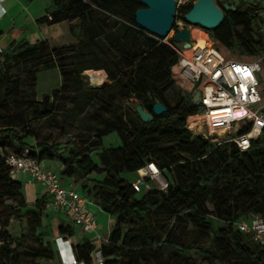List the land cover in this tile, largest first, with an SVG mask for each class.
<instances>
[{"label": "trees", "instance_id": "obj_1", "mask_svg": "<svg viewBox=\"0 0 264 264\" xmlns=\"http://www.w3.org/2000/svg\"><path fill=\"white\" fill-rule=\"evenodd\" d=\"M49 1L47 21H66L75 41L61 46H50L46 40L13 41L0 53V264H23L25 254L31 264L52 259L53 253L58 256L55 238L51 244L44 241L53 231L45 211L47 197L41 195L30 205L22 182L10 175L5 161L9 153L24 152L60 162L61 175L77 178L78 191L114 217L107 241L99 247L104 264H197L196 252L209 264H264V245L235 226L253 215L264 218V132L247 150H240L233 142L216 145L219 137L192 131L188 122L201 113L192 101L196 88L178 93L173 104L165 97L179 80V55L172 45L180 43L173 36L167 40L151 34L135 22L139 0ZM192 2L179 7L185 24ZM224 2L236 9H223L224 19L208 30L209 37L226 57L257 56L263 43L252 33L261 11L216 1L219 6ZM173 28L178 29L175 20ZM54 67L60 71L61 86L36 98L37 72ZM87 69H103L108 82L87 87L81 75ZM261 91L264 96V62ZM130 98L150 111L152 120L142 122L138 114L117 109V102ZM61 102L68 106L58 121ZM155 102L167 110L154 114ZM69 118L84 125L88 137L39 139L31 124L44 119L58 126ZM249 126L244 124L241 132ZM112 133L120 142L105 146L103 138ZM64 146L68 156L61 153ZM94 151L97 161L91 156ZM149 163L162 170L168 183L138 192L122 173L138 172ZM210 214L223 226L215 229ZM13 222L21 226L19 233L7 229ZM57 231L70 237L74 224L60 223ZM72 250L78 262L93 264L92 241L72 243Z\"/></svg>", "mask_w": 264, "mask_h": 264}, {"label": "built area", "instance_id": "obj_2", "mask_svg": "<svg viewBox=\"0 0 264 264\" xmlns=\"http://www.w3.org/2000/svg\"><path fill=\"white\" fill-rule=\"evenodd\" d=\"M2 1L0 0V15L5 12L1 6ZM227 1L233 3L240 1L251 7L264 8V0ZM172 47L179 55L178 78L190 87H195L200 93L199 117L205 128L204 132L199 133L219 137L215 141L216 145L233 142L240 150H247L251 141L264 132V96L261 91L264 44L260 53L250 59L226 57L209 36H206L202 47L197 44L194 37L189 48H183L181 43ZM194 117L191 118V122ZM246 123L250 124L249 129L241 132ZM5 161L10 167V175L14 178L22 179L24 174L27 182L42 186V195L47 197V205L51 209L65 213L74 225L84 231H96L98 226L96 216L84 207L89 198L82 195L76 187L66 186L62 182L63 175L60 172L46 167L44 160H39L26 152L9 153L5 155ZM137 173L138 177L132 182V186L138 192L142 190V184L144 189H148L152 186L165 188L168 183L162 170L154 163L147 164ZM235 226L239 231L249 234L254 242L264 245L262 216L253 215L239 220ZM106 241L107 238L104 239L99 234L92 241L94 244L92 255L96 264H104L99 247ZM65 242L69 240L61 236L56 237L59 257L60 246ZM69 260L70 264H78L72 253Z\"/></svg>", "mask_w": 264, "mask_h": 264}, {"label": "crops", "instance_id": "obj_3", "mask_svg": "<svg viewBox=\"0 0 264 264\" xmlns=\"http://www.w3.org/2000/svg\"><path fill=\"white\" fill-rule=\"evenodd\" d=\"M49 4V0H3L1 2V6L5 9V12L0 15V53L5 50L11 42H18L20 40H26L29 43H33L37 40H46L50 46H61L71 43V36L66 21L58 23H49L47 21L46 17L49 16ZM258 8L261 11V20H259L257 24L264 30V8ZM60 86L61 76L57 67L37 72V80L34 88L36 98L41 99L44 95L51 94L53 90L59 89ZM46 161L51 164H55L58 171H61L62 164L60 162L55 160ZM46 167L50 168L47 163ZM137 177L138 173L134 178H125L130 181H134ZM67 178V184L65 185L74 186L70 184L71 178ZM22 179L24 182L22 184H25V186L28 187L27 190L24 191L26 200L30 205H32L36 198L43 194V188L38 183L27 182V178L24 174ZM84 207L95 214L98 222L96 231H91L93 232L91 233L93 234V238L90 241H93L97 234L103 236L104 239L107 238L112 228L114 217L110 214H105L101 207L94 203V201L90 198L84 203ZM48 213L51 217L48 221H50L51 224L53 223V231L57 233V227L60 223H72L71 219L63 212L50 208ZM103 218L105 219V223L102 222ZM79 229L81 234H84V230L81 228ZM57 236H61L64 239L69 240V242H65L62 244V247H60L61 257H59V255L57 256L59 264H70L71 261L69 258L71 257V253L74 255L71 248L72 243H81L85 237H83V240L78 239L76 242H72L69 236H62L60 233H58ZM69 244L71 246H69ZM78 264L84 263L78 262Z\"/></svg>", "mask_w": 264, "mask_h": 264}, {"label": "rangeland", "instance_id": "obj_4", "mask_svg": "<svg viewBox=\"0 0 264 264\" xmlns=\"http://www.w3.org/2000/svg\"><path fill=\"white\" fill-rule=\"evenodd\" d=\"M191 0H176V12H175V24L177 25L178 28L180 27H184V26H188L190 31H191V35L192 37H194V39H197L198 41L199 40H204L206 38V36H209L208 34V30L205 29V28H202L201 26L199 25H196V24H185L180 18H179V15H180V10H179V7L180 5L184 4V3H187ZM194 1V0H192ZM215 1H223V0H215ZM235 4H240L241 5V8L244 9L246 8L248 5L243 3V2H240V1H235L234 2ZM67 23V22H66ZM68 26V24H67ZM67 26L65 25V27L67 28ZM176 30L173 28V31L171 30L168 35L165 37V39H169L170 37L173 36V33L175 32ZM254 39H261L262 43L264 44V30L260 28V26H258V24L256 23V25L254 26V31L252 33ZM71 36V39H70V42L73 43L75 41L74 37L70 34ZM61 45V44H60ZM102 59H108L107 56H101ZM50 72V71H49ZM82 75V78H83V81L86 83L87 87H102L104 84H106L108 82V79H107V74L106 72L103 70V69H98V70H94V69H87L85 71H83L81 73ZM105 75V76H104ZM88 77H93V78H98V79H101V80H104L101 84H92L90 81H89V78ZM189 89H190V85H188L187 83H185L183 80L179 79L177 84L165 95L166 99L171 103L173 104L177 99H178V93H180V95H185L187 92H189ZM26 91L23 90V94H25ZM27 92H29L27 90ZM137 103L136 99L134 98H130L129 100H126V101H122V102H117L115 104V106L117 107L118 110H122L124 112V114H131L132 116H136L137 113H135V104ZM68 105L66 104L63 105L62 102L59 103L57 105V107L59 108V111L61 112H58V116L57 119L58 121L61 119L62 115L65 114L66 110L65 108L67 107ZM91 105L88 106V109ZM62 121L59 122L58 126H49L47 124V122L44 120V119H40L38 121H33L31 124L32 126L34 127L39 139H47V138H58V139H61V140H67L69 138H73V137H76V136H79L80 138L81 137H88L87 135V132H86V127L84 125H79L77 123V121H75L74 119H71L69 118L65 123H61ZM188 125L189 127L192 129V131L194 133H199V132H204V126L201 124V118L198 116L194 117L193 118V122H191V119L189 120L188 122ZM63 134H65L64 136H62ZM217 140V139H216ZM214 140V141H216ZM30 143L32 142L31 139L28 140ZM120 142L118 136L115 134V133H112V134H109L107 136H105L103 138V143L105 146L107 145H115V144H118ZM1 152V151H0ZM61 153L65 156H68L69 155V151L67 149V147H63L61 149ZM92 158L97 161V154H96V151H94L92 154H91ZM43 162H45L44 164L47 165L52 168V170H55L57 172L58 169H57V166L55 164H51L49 163L48 161L44 160ZM133 174V175H132ZM103 174H91L89 177L91 178H94V177H102ZM122 175L124 177H127L128 179H131V178H134L137 176V172H123ZM21 180L22 183L23 180L21 178H19ZM62 182L64 184H67L66 183V180L68 179L66 176H62ZM85 182V181H84ZM83 181L81 183H84ZM71 185H74L76 186V188L80 187L81 184L79 183V180L77 178H71ZM142 187V190H144L143 188V184L141 185ZM28 187L25 186V184L23 185V189L24 191L27 190ZM78 190V189H77ZM89 198V197H88ZM207 207L208 209L211 211L212 209V206L210 204H207ZM50 211V208H46L45 211ZM46 211V212H47ZM105 214H108L106 212H104ZM0 219H1V215H0ZM208 219L211 221L213 227L215 229L223 226V223L216 219L214 215L210 214L208 216ZM49 222V225H51L52 229H53V223L51 224L50 221ZM103 223H105V219L103 218ZM46 223V219L45 217L42 218V224L44 225ZM24 228H26V231H27V226L26 224H23L22 225ZM10 232L12 233H19L20 232V229H21V226L16 223V222H13L8 228H7ZM46 229L43 228V230ZM28 232V231H27ZM84 234L80 232V229L78 226L75 225L74 227V233L73 235H71L69 238H71L70 240H72V242H76V240L78 239H81L83 240V237H85V239H88V240H92L93 238V232H91V230H86V231H83ZM58 233L55 232V231H50L49 234H47L45 237H44V241L45 242H49L51 244V239L55 238V244L57 245L56 243V237ZM28 241H31V237H29ZM52 247V246H51ZM57 247V246H56ZM62 247V245L60 246ZM193 256L196 260V263L197 264H209V262L207 261V259L205 258L204 255H202L201 253H193ZM24 260H23V264H31V258L28 254H25L24 255ZM38 262L40 264H59V260L57 258V256L54 255L53 253V258L52 259H39ZM93 264H96L95 261L93 260ZM152 264H155V263H152Z\"/></svg>", "mask_w": 264, "mask_h": 264}, {"label": "water", "instance_id": "obj_5", "mask_svg": "<svg viewBox=\"0 0 264 264\" xmlns=\"http://www.w3.org/2000/svg\"><path fill=\"white\" fill-rule=\"evenodd\" d=\"M141 7L135 11V22L145 30L158 37L165 38L172 30L175 20L176 0H139ZM225 10H235L232 4L224 2L219 6L215 0H194L191 8L184 14L189 24H196L207 30L215 29L224 19ZM173 38L182 44L183 48H189L193 37L188 26L180 27L173 33ZM195 105L200 104V93L195 91L192 96ZM142 122L152 120L153 114L144 109L140 103L134 107ZM154 114H161L167 109L161 102H155L152 106Z\"/></svg>", "mask_w": 264, "mask_h": 264}, {"label": "bare ground", "instance_id": "obj_6", "mask_svg": "<svg viewBox=\"0 0 264 264\" xmlns=\"http://www.w3.org/2000/svg\"><path fill=\"white\" fill-rule=\"evenodd\" d=\"M205 40H206V38L204 40H199V41L197 40V44L202 47V46H204ZM89 81L92 84H101L104 80L89 78ZM153 167H155V166L153 165ZM142 172H144V171L142 170Z\"/></svg>", "mask_w": 264, "mask_h": 264}]
</instances>
